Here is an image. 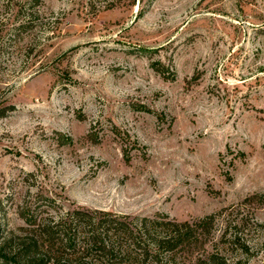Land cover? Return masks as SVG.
Returning <instances> with one entry per match:
<instances>
[{"label":"rangeland","instance_id":"1","mask_svg":"<svg viewBox=\"0 0 264 264\" xmlns=\"http://www.w3.org/2000/svg\"><path fill=\"white\" fill-rule=\"evenodd\" d=\"M39 12L36 62L0 55V229L40 191L64 209L179 221L250 198L264 224V0ZM252 244L248 264H264V228Z\"/></svg>","mask_w":264,"mask_h":264},{"label":"trees","instance_id":"2","mask_svg":"<svg viewBox=\"0 0 264 264\" xmlns=\"http://www.w3.org/2000/svg\"><path fill=\"white\" fill-rule=\"evenodd\" d=\"M8 1H14L13 13L7 17L0 12V55L9 59L22 52L33 64L43 50L33 35L43 25L40 0ZM135 3L128 0V5ZM28 70L33 69L17 71ZM56 197L40 191L20 207L23 223L1 227L0 264H248L257 252L252 241L264 228L247 206L250 198L179 221L165 215L64 209ZM252 198L263 202L261 194Z\"/></svg>","mask_w":264,"mask_h":264}]
</instances>
